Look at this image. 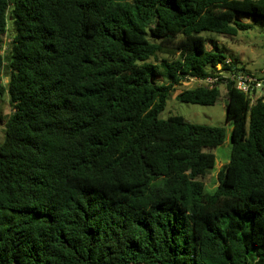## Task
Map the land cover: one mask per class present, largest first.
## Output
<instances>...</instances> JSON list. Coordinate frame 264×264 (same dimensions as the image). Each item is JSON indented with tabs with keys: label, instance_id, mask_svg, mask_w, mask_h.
I'll use <instances>...</instances> for the list:
<instances>
[{
	"label": "trees",
	"instance_id": "16d2710c",
	"mask_svg": "<svg viewBox=\"0 0 264 264\" xmlns=\"http://www.w3.org/2000/svg\"><path fill=\"white\" fill-rule=\"evenodd\" d=\"M236 14L264 0H0V264H264V97L225 85L212 192L225 128L158 117L234 69Z\"/></svg>",
	"mask_w": 264,
	"mask_h": 264
},
{
	"label": "rangeland",
	"instance_id": "374dc122",
	"mask_svg": "<svg viewBox=\"0 0 264 264\" xmlns=\"http://www.w3.org/2000/svg\"><path fill=\"white\" fill-rule=\"evenodd\" d=\"M236 19L241 22L251 24L247 30H239L235 36H215V41L222 48H225L227 59L236 60L237 66L256 77L264 75V18L254 17L245 14H236ZM211 35H216L208 33ZM7 44L6 37L4 38ZM7 78H3L5 84ZM202 83L194 80H185L180 86L175 87L166 101L165 108L159 113L160 119H166L171 115H180L192 123L204 124L209 126H223L226 130L223 143L211 151L215 155L214 168L201 180L207 192H212L218 183V172L222 169L230 155V132L231 127L226 121L225 115V86L220 85V97L213 105H198L180 102L176 95L183 89H189L201 85ZM12 112L7 98L0 103V114L8 116ZM4 137V122H0V143Z\"/></svg>",
	"mask_w": 264,
	"mask_h": 264
},
{
	"label": "built area",
	"instance_id": "2783aa9c",
	"mask_svg": "<svg viewBox=\"0 0 264 264\" xmlns=\"http://www.w3.org/2000/svg\"><path fill=\"white\" fill-rule=\"evenodd\" d=\"M226 64H230V60L225 61ZM196 82L202 83L201 85L208 88L214 86H225L228 82L233 83V86L249 97L250 103H254L256 98L264 97V75L256 77L253 74L240 69L236 65L233 70L221 72L214 76L206 77L205 79L190 78Z\"/></svg>",
	"mask_w": 264,
	"mask_h": 264
}]
</instances>
